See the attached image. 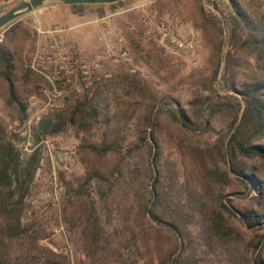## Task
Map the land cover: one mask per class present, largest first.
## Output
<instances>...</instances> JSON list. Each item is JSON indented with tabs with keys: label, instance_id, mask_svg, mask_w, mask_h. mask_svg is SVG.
<instances>
[{
	"label": "rangeland",
	"instance_id": "obj_1",
	"mask_svg": "<svg viewBox=\"0 0 264 264\" xmlns=\"http://www.w3.org/2000/svg\"><path fill=\"white\" fill-rule=\"evenodd\" d=\"M23 1L0 5V15ZM236 1L264 15V0ZM229 12L228 0L51 5L0 29L12 65L8 79L0 76V140L23 160L37 157L21 211L28 237L12 242L10 264H168L170 257L255 264L258 253L264 260V223L246 228L220 205L229 199L236 215L244 208L264 215V161L236 162L258 181L248 190L224 150L230 111L214 108L207 130L196 132L172 119L180 110L199 121L212 87L242 106L221 79ZM234 64L239 88L256 70L242 52ZM96 105L105 122L88 116ZM47 120L50 134L37 141ZM101 143H118L120 153L93 151ZM146 204L178 240L147 221ZM215 213L223 214L224 235L211 228Z\"/></svg>",
	"mask_w": 264,
	"mask_h": 264
},
{
	"label": "trees",
	"instance_id": "obj_2",
	"mask_svg": "<svg viewBox=\"0 0 264 264\" xmlns=\"http://www.w3.org/2000/svg\"><path fill=\"white\" fill-rule=\"evenodd\" d=\"M228 6L230 9L227 17L228 49L225 55L226 65L221 79L227 91L237 93L240 96L242 106L233 108L228 103L233 96L220 95L212 87L210 96L204 98L200 105L201 114L196 117V119H200L199 121L191 124L189 117L180 110L172 112V119L181 131L196 132L207 130L210 119L215 114L214 108L221 107L226 112L230 111L227 113L232 117L233 131H230L224 144V150L229 159V171L236 176V180L244 188L252 190L258 184L257 179L246 170V167L238 169L236 162L239 161L240 163L241 160L246 159L264 161V15H255L252 10L240 6L236 0H228ZM238 52L248 54L256 70L254 78L239 88H237L233 78L234 57ZM11 67V59L0 47V76L8 79ZM9 95L13 102L15 95L11 86L9 87ZM24 110L25 108L22 109V111ZM88 116L94 121L99 118H102L103 122L106 121L101 108L97 105L88 106ZM156 120L157 114L155 113L149 118L148 125L151 127ZM48 123L47 120L39 125V133L35 134L37 141L41 139L40 135L47 136L50 134ZM107 126V123L103 125V127ZM92 149L98 153H107L111 149L120 153L121 145L117 143L113 146L101 143L98 146H92ZM36 163V153L32 154L28 160H23L15 146L0 140V264H10L12 251L10 246L13 241H23L28 237V232L24 229L21 221V211L29 184L34 176ZM148 196L150 200L155 199L154 188L150 189ZM230 203L231 200L229 199L226 203L221 202V208L226 214L235 217L246 228L253 229L264 223V215L258 214L250 208H244L237 211V215L234 214L229 207ZM144 217L148 222L165 228L177 240L179 239L176 230L168 223L160 220L149 204L145 206ZM210 223L215 233L224 235L222 230L225 224L223 214H213ZM260 243L261 241L257 243L255 249ZM171 263L170 257L168 264ZM254 263L264 264L260 253H258Z\"/></svg>",
	"mask_w": 264,
	"mask_h": 264
},
{
	"label": "water",
	"instance_id": "obj_3",
	"mask_svg": "<svg viewBox=\"0 0 264 264\" xmlns=\"http://www.w3.org/2000/svg\"><path fill=\"white\" fill-rule=\"evenodd\" d=\"M127 0H25L0 15V29L19 17L46 6L110 5Z\"/></svg>",
	"mask_w": 264,
	"mask_h": 264
},
{
	"label": "built area",
	"instance_id": "obj_4",
	"mask_svg": "<svg viewBox=\"0 0 264 264\" xmlns=\"http://www.w3.org/2000/svg\"><path fill=\"white\" fill-rule=\"evenodd\" d=\"M11 0H0V5H4L8 2H10Z\"/></svg>",
	"mask_w": 264,
	"mask_h": 264
},
{
	"label": "crops",
	"instance_id": "obj_5",
	"mask_svg": "<svg viewBox=\"0 0 264 264\" xmlns=\"http://www.w3.org/2000/svg\"><path fill=\"white\" fill-rule=\"evenodd\" d=\"M59 7H67V6H59ZM73 7V6H72ZM42 9V8H41Z\"/></svg>",
	"mask_w": 264,
	"mask_h": 264
}]
</instances>
